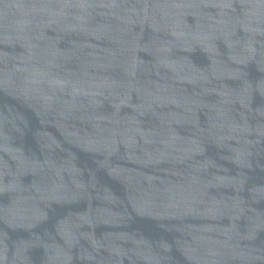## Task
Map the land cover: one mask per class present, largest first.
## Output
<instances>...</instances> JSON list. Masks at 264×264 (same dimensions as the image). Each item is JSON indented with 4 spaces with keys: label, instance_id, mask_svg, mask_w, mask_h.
I'll list each match as a JSON object with an SVG mask.
<instances>
[{
    "label": "water",
    "instance_id": "obj_1",
    "mask_svg": "<svg viewBox=\"0 0 264 264\" xmlns=\"http://www.w3.org/2000/svg\"><path fill=\"white\" fill-rule=\"evenodd\" d=\"M0 264H264V0H0Z\"/></svg>",
    "mask_w": 264,
    "mask_h": 264
}]
</instances>
